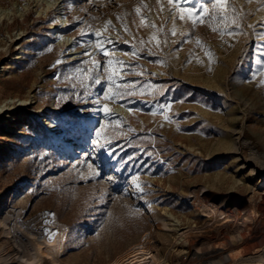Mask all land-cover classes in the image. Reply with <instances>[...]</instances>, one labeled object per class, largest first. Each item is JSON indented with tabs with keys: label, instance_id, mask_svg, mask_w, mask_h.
I'll return each mask as SVG.
<instances>
[{
	"label": "rangeland",
	"instance_id": "374dc122",
	"mask_svg": "<svg viewBox=\"0 0 264 264\" xmlns=\"http://www.w3.org/2000/svg\"><path fill=\"white\" fill-rule=\"evenodd\" d=\"M214 2L0 0V264L33 228L48 264H233L259 238L264 0Z\"/></svg>",
	"mask_w": 264,
	"mask_h": 264
},
{
	"label": "bare ground",
	"instance_id": "6f19581e",
	"mask_svg": "<svg viewBox=\"0 0 264 264\" xmlns=\"http://www.w3.org/2000/svg\"><path fill=\"white\" fill-rule=\"evenodd\" d=\"M64 21L65 20H63V23H64ZM47 124H48L47 122L44 123V125H47ZM229 217H230V215H229ZM254 218L260 219V216L255 214V217H253V219ZM228 219L229 218L227 217V220ZM253 219H251V220H253ZM22 240L23 241L20 242L22 244V246H21V244H19V246H21L23 249L27 250V252H26L27 254L25 253L26 255L23 256V264H48L47 262H48V259L50 256L55 258L56 261L61 260V255L63 252L62 242L60 240H56V239L51 240V239H48V238L42 236L40 231L37 228H33V229H31V231L25 232ZM244 241H246V240H243V243H244ZM22 248H20V249H22ZM240 249H241V247L239 248V250ZM244 249H245L244 250L245 255L243 254L242 255L243 257L238 258V256H239L238 255L237 258H235V256H233V258H235V260L231 259L232 261L234 260L233 264H264V252H263L264 251V231H261L259 233V238L250 242V244L246 245ZM235 252L238 253V251H235ZM225 255H226V253H225ZM226 257H228V254L226 255ZM11 264H13V263H11Z\"/></svg>",
	"mask_w": 264,
	"mask_h": 264
},
{
	"label": "snow or ice",
	"instance_id": "6c2138e0",
	"mask_svg": "<svg viewBox=\"0 0 264 264\" xmlns=\"http://www.w3.org/2000/svg\"><path fill=\"white\" fill-rule=\"evenodd\" d=\"M183 2V0H168V3L170 4V5H175V7L179 10V11H181V12H183V11H185V9H183V8H181V3ZM188 2L190 3L191 2V0H188ZM227 4H228V0H215V2L212 4V7L213 8H217V7H219V8H221L222 10L227 6ZM136 11L137 12H139V8H137L136 9ZM188 11L189 12H191V9H188ZM233 11H235V9H233ZM203 12L204 13H207L208 12V9L207 8H204L203 9ZM181 18H183V17H181ZM213 19H215V17H213ZM225 19H227L226 17H225ZM232 34H235V33H232ZM89 35H91V33H89ZM96 36L97 37H99V33H96ZM102 54H107V52H106V50H102ZM122 63V62H121ZM96 67L99 69L101 66H100V64L99 63H97L96 64ZM104 71H107V69L105 68L104 69ZM96 83L97 84H100L101 83V81L99 80V79H97L96 80ZM124 87L125 88H127V85L125 84L124 85ZM103 95V94H102ZM98 111L99 110H102L104 113H106V114H108L109 112H110V110L108 109V107H107V105H104L103 106V109H97ZM100 131H95V137H96V139L95 140H93V143L100 149V150H105V148H106V145H108L110 142H108V141H105V143H100L99 142V138H100ZM108 155H109V157L112 159V158H115V154H114V152L112 151V149H111V147H109L108 149H107V152H106ZM120 162H123V161H120ZM136 187H140V185L139 184H137L136 185Z\"/></svg>",
	"mask_w": 264,
	"mask_h": 264
},
{
	"label": "trees",
	"instance_id": "16d2710c",
	"mask_svg": "<svg viewBox=\"0 0 264 264\" xmlns=\"http://www.w3.org/2000/svg\"><path fill=\"white\" fill-rule=\"evenodd\" d=\"M49 158H51V157L48 156V155H46L45 158L43 159V162H44V161H45V162H48V161H49ZM76 158H78V157H76ZM52 160H55L56 163L58 162L57 159H56V157H54V156L52 157ZM52 160H51V161H52ZM60 171H61V170H60ZM90 181L92 182V178H91ZM90 224H91L90 222L87 223V225H90Z\"/></svg>",
	"mask_w": 264,
	"mask_h": 264
}]
</instances>
